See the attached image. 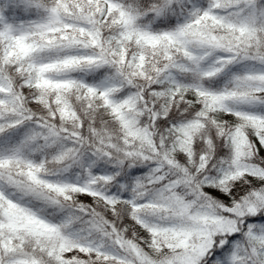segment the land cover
Wrapping results in <instances>:
<instances>
[{"label": "snow or ice", "instance_id": "1", "mask_svg": "<svg viewBox=\"0 0 264 264\" xmlns=\"http://www.w3.org/2000/svg\"><path fill=\"white\" fill-rule=\"evenodd\" d=\"M262 153L264 0H0V264H264Z\"/></svg>", "mask_w": 264, "mask_h": 264}, {"label": "trees", "instance_id": "2", "mask_svg": "<svg viewBox=\"0 0 264 264\" xmlns=\"http://www.w3.org/2000/svg\"><path fill=\"white\" fill-rule=\"evenodd\" d=\"M262 154H264V153H262ZM81 199L84 200L85 203H89V204L92 203L91 198H89V197H81ZM141 235H144V233L141 232Z\"/></svg>", "mask_w": 264, "mask_h": 264}]
</instances>
